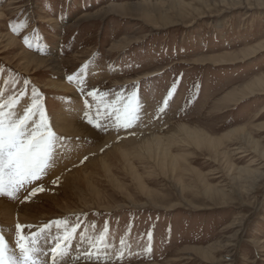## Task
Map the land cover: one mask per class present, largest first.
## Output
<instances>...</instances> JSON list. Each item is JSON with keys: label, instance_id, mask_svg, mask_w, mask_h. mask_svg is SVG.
<instances>
[{"label": "rangeland", "instance_id": "1", "mask_svg": "<svg viewBox=\"0 0 264 264\" xmlns=\"http://www.w3.org/2000/svg\"><path fill=\"white\" fill-rule=\"evenodd\" d=\"M261 80L264 0H0L3 111L14 116L35 103L58 137L54 155L65 138L76 152L107 136L137 138L129 157L110 155L111 143L84 156L82 166L97 156L113 166L89 169L90 189L61 193L36 212L33 232L20 233L25 245L47 223L40 260L75 233L63 264H264ZM61 81L73 92L47 90ZM76 103L95 134L70 138L55 126ZM129 105L141 119L124 130ZM35 181H25L22 203L33 202ZM3 190L11 191L7 175ZM0 235L8 264L15 260L1 222ZM13 249L22 260L18 243Z\"/></svg>", "mask_w": 264, "mask_h": 264}, {"label": "snow or ice", "instance_id": "2", "mask_svg": "<svg viewBox=\"0 0 264 264\" xmlns=\"http://www.w3.org/2000/svg\"><path fill=\"white\" fill-rule=\"evenodd\" d=\"M13 30L15 31V29ZM68 79L71 80V76ZM20 96L21 93H17L12 103H17ZM7 107H9L8 104H0V195L15 198L20 190L24 189L25 181L29 184L33 180L39 181L41 176L46 173L49 162L55 163L53 149L54 141L58 137L50 130V125L45 123V113L39 110L35 103L26 107L23 112L15 113L14 116L12 113L3 111ZM159 111L162 114L165 112L163 108H160ZM125 115L129 119L121 125L124 130L133 127V116L137 120L141 119L138 113L131 108V105L125 109ZM93 126L101 127L100 124ZM5 175L8 177L11 189L8 192L3 190ZM40 190L43 191V189ZM35 191L36 189L33 188L31 194H35ZM48 226L46 223L42 227H36L29 246H26L24 243L26 237L20 233L25 228H28L29 232H33V228L17 224L18 247L22 260H9L8 264H58V261L59 264H63L62 258L69 254L70 241L74 239L75 233H66L57 238L56 243L50 245L51 250L47 254L48 258L40 260V256L43 255V250L40 248V234L44 233ZM0 264H4L3 235H0ZM117 264L120 262L117 261Z\"/></svg>", "mask_w": 264, "mask_h": 264}, {"label": "bare ground", "instance_id": "3", "mask_svg": "<svg viewBox=\"0 0 264 264\" xmlns=\"http://www.w3.org/2000/svg\"><path fill=\"white\" fill-rule=\"evenodd\" d=\"M261 47H263V46H261ZM31 56H33V54L31 55V53L24 52V57L29 58L30 64L41 63V64L45 65V63H46L45 59L43 61V58H39L36 56L31 57ZM221 61H222V63L224 62V60H221ZM53 64L55 66V69H57L56 73L58 74L59 77H61L62 75L59 74V72H62L61 64H59L56 61H54ZM257 83H258V87L262 88V90L264 91V80H261L260 82H257ZM45 86H47V85H45ZM48 89H50V90L53 89L55 92H62V93L73 92V89L70 87V85H68L67 83H64L63 81H61V83H57V84H50L49 83L47 86V90ZM254 93H255V90H252L250 92V94H254ZM243 96L246 98L248 96V93H244ZM66 97H68V96H66ZM240 97H242V95ZM77 104L78 103L74 104V106L76 105V107H74V108L71 107L72 109H70V112H66V113L60 112L61 114L59 113L60 115L56 119V125L55 126L58 128V130L60 132L63 133L64 136L70 137V138L72 136H78L81 134H84V135L85 134H92V135L95 134L94 131L91 130L92 129L91 127L89 129L88 125L83 123V121L81 119L82 118L81 113H79L77 116L75 115V113H77L78 108L80 107ZM72 110H74V111L72 112ZM56 115H58V114H56ZM90 130L93 132H91ZM184 131L186 132L187 135H190V136L193 135V139L195 138L194 141L195 142L197 141L196 142L197 144L203 138V135H200V132H192V131L189 132L186 129H184ZM133 133H134V131H133ZM160 136H162V135H160ZM164 136H165V134H164ZM164 136H162V137H164ZM130 138H132V137H130ZM158 138H157V140H158ZM115 139H116V137H112V136L108 137L107 136V138H105L103 140V142H104L103 144H100L98 142L99 140H97V142L95 143L97 146L96 147L97 149L92 150V149L83 148L82 150H79L78 152H76L77 150L75 151L74 149H72L70 147L69 138H65L66 143L64 142V144H66V145H63V147L61 145L62 149L57 147L56 152L54 151L55 155L53 154V156H55V163H54L53 169L51 171L49 170L45 174V177L44 176L41 177V180H39V181L34 180L35 182H33V183H35V186H34V184L31 185L32 189L38 188V193L35 195L34 199L32 200L33 201L32 203L31 202L22 203L23 201L21 202L22 198L26 194L25 191L23 192L22 190H20V192L18 193V195L15 198H9L7 196L0 195V222H1V226L4 228V234L6 235V237L10 238V244H11L10 250H11V254L14 255L15 261L20 260V258H19L20 255H19L18 251H15L13 249L14 245H16V243H18V236H17V229H16L17 224L27 225V226L33 228V226H35L36 221H38V215H36V212L41 211V210H45L47 203H50L51 201H57V199H59V196L61 193H66V194L69 193V195L72 196V195H77V193L79 194V192L83 193L84 190L87 191V189H90V186H91L90 183H91V180L93 179V176H92V174L91 175L89 174V171H88L89 169L93 170L94 171L93 173H95L96 171L103 170V169L105 171H107V168L109 171V169H111V167L113 166V163L112 164L109 163L108 159H106L108 157H100V156H97L98 158L96 157L95 159H92V160L90 159L89 160L90 166H87L88 164H86L85 166L84 165L82 166L80 164V162L84 158V156L90 155V154H91V156H93L92 154L97 153L99 150H101L102 147H105L106 145L108 146L111 143V146H112L111 148H113L111 150L112 151L114 150V151L111 152L110 155L113 154V155H115L114 156L115 158H118L119 156L117 155V153L119 152V153H121L122 158L129 157V155H130L129 149L130 148H128L129 147L128 144H131V146H132L133 142L136 141L137 138H132V139L123 141L121 144H116ZM165 139H166V137H165ZM159 141H160V139H159ZM161 141H162V139H161ZM169 141H170V139H169ZM156 143H155V145H156ZM59 144H61V143H59ZM90 157L88 156V158H90ZM26 186L28 188V185H26ZM29 189H31V188H29ZM40 189H43V191H41ZM69 195H68V197H69ZM36 203H39V204L37 205ZM22 231L28 232L29 230H28V228H25ZM263 243H264V241L260 242V244H263Z\"/></svg>", "mask_w": 264, "mask_h": 264}]
</instances>
